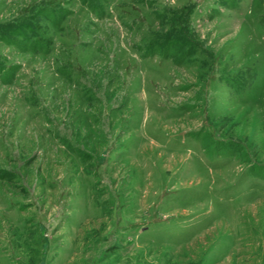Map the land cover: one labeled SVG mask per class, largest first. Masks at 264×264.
<instances>
[{"label": "rangeland", "instance_id": "rangeland-1", "mask_svg": "<svg viewBox=\"0 0 264 264\" xmlns=\"http://www.w3.org/2000/svg\"><path fill=\"white\" fill-rule=\"evenodd\" d=\"M0 89V264H264V0H0Z\"/></svg>", "mask_w": 264, "mask_h": 264}, {"label": "bare ground", "instance_id": "bare-ground-1", "mask_svg": "<svg viewBox=\"0 0 264 264\" xmlns=\"http://www.w3.org/2000/svg\"><path fill=\"white\" fill-rule=\"evenodd\" d=\"M26 1V0H25ZM32 9H33V7H32ZM112 39V38H111ZM127 46V45H126ZM6 49V48H5ZM121 49H123V48H121ZM87 51V50H86ZM111 51V50H110ZM124 51H125V49H124ZM118 54H119V52H117ZM11 54V53H10ZM7 55V54H6ZM15 56V55H14ZM18 56V55H17ZM16 56V57H17ZM118 57V56H117ZM109 58V57H108ZM104 60V59H103ZM96 61V60H95ZM105 61V60H104ZM100 63V62H99ZM27 66H29V65H27ZM21 72V71H20ZM21 76V75H20ZM42 79V78H41ZM118 79V78H117ZM26 80V79H25ZM59 81V80H58ZM62 81V80H61ZM24 82H26V81H24ZM28 84V83H27ZM53 84H51V86H52ZM35 86V85H34ZM109 89V88H108ZM1 90V89H0ZM16 90V89H15ZM42 90V89H41ZM28 94V93H27ZM35 94V93H34ZM45 96V95H44ZM73 96V95H72ZM16 99H18V98H16ZM71 100H72V98H70ZM78 101V100H77ZM21 102V101H20ZM26 102V101H25ZM29 102V101H28ZM14 103V102H13ZM61 104V103H60ZM26 107V106H25ZM14 109V108H13ZM32 109V108H31ZM103 111V110H102ZM24 112V111H23ZM29 112V111H28ZM103 115V114H102ZM27 117H30V116H27ZM38 118V117H37ZM66 118V117H65ZM29 121V120H28ZM39 125V124H38ZM38 127V126H37ZM69 128V127H68ZM34 129V128H33ZM47 136V135H46ZM2 140V139H1ZM52 144V143H51ZM13 156V155H12ZM68 166V165H67ZM113 167V166H112ZM69 168V167H68ZM108 170V169H107ZM67 171V170H66ZM51 173V172H50ZM64 175V174H63ZM90 175V174H89ZM112 177V176H111ZM67 178V177H66ZM64 180V179H63ZM35 181V180H34ZM32 185V184H31ZM194 185V184H193ZM62 188V187H61ZM97 189V188H96ZM126 189V188H125ZM59 190V189H58ZM122 193V192H121ZM100 194H101V192H100ZM124 195V194H123ZM130 197V196H129ZM128 198V197H127ZM122 202V201H121ZM33 206V205H32ZM115 207V206H114ZM34 208V207H33ZM171 208V207H170ZM115 210V209H114ZM4 214V213H3ZM102 214V213H101ZM125 215V214H124ZM86 216V215H85ZM97 216V215H96ZM23 217V216H22ZM136 217V216H135ZM7 221V220H6ZM113 223V222H112ZM18 226V225H17ZM18 228H19V226H18ZM21 231V230H20ZM21 233V232H20ZM107 234V233H106ZM10 247V246H9Z\"/></svg>", "mask_w": 264, "mask_h": 264}]
</instances>
